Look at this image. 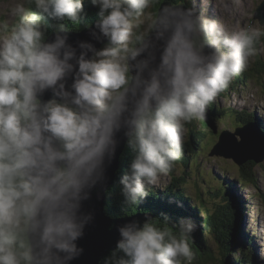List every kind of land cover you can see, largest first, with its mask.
Returning <instances> with one entry per match:
<instances>
[{"label": "clouds", "instance_id": "clouds-1", "mask_svg": "<svg viewBox=\"0 0 264 264\" xmlns=\"http://www.w3.org/2000/svg\"><path fill=\"white\" fill-rule=\"evenodd\" d=\"M27 3L10 9L18 21L0 40V264H70L93 219L83 202L105 182L117 134L134 152L121 194L138 205L181 158L185 124L205 118L247 69L264 32L230 31L198 14L195 0L191 8L161 6L141 30L154 0H90L99 9V35L91 34L106 43L73 47L59 26L46 42L40 21L78 23L83 0ZM150 34L163 42L155 67V57L144 55ZM176 227H158L151 217L118 226L108 264H191L197 226L185 218Z\"/></svg>", "mask_w": 264, "mask_h": 264}, {"label": "rangeland", "instance_id": "rangeland-1", "mask_svg": "<svg viewBox=\"0 0 264 264\" xmlns=\"http://www.w3.org/2000/svg\"><path fill=\"white\" fill-rule=\"evenodd\" d=\"M161 0H154V3L146 10L144 17L141 18V30H146L149 24L150 17L154 15L153 7ZM193 1V0H192ZM199 3L196 7L200 15L215 19L225 24L230 31H239L241 29H258L264 32V27L260 25L256 9L263 0H195ZM165 0L159 3L162 5ZM17 3H24L25 0H1L0 1V40H3L8 31L14 27L18 18L10 14V9ZM193 4V2H191ZM158 6V8H159ZM159 12V11H158ZM258 44L257 54L251 58L250 64L246 70L239 75L233 77L229 83L227 90L230 96L215 98L216 105L222 114L215 119L214 127L216 133H210V129L206 128V141L195 146L196 151L192 159L189 161V168L176 166V180L182 194L191 199L193 203H201V205L211 206L216 201H222L216 193L223 180L232 185L233 194H235V203L240 206L241 230L244 234L253 238L255 245V261L244 262L241 264H264V161L260 164H255L254 170L256 175V186L244 185L239 181V167L233 163L231 159H225L217 156H209L211 148L217 143L218 135L223 130L233 132L239 125V120H249L258 126L257 129L264 134V73L260 72L262 68L257 62L264 63V35ZM229 109L228 112L224 111ZM244 111V112H243ZM232 116V117H231ZM239 119V120H238ZM261 119V120H260ZM256 129V128H255ZM257 131V130H256ZM258 133V132H257ZM262 135V134H260ZM237 142L240 138L237 137ZM189 137H185L184 141ZM253 163V162H252ZM186 171V172H184ZM172 172V171H171ZM170 172V173H171ZM188 172V173H187ZM181 178H184L181 181ZM181 181V182H180ZM174 179L169 174L161 175L156 185H153L156 190L164 189L173 184ZM150 187V186H149ZM178 192V191H177ZM232 196V192H230ZM203 200V201H202ZM149 202V200H148ZM153 209L159 207L160 201L156 204L149 203ZM167 209V207H166ZM170 211V210H169ZM168 211H166L167 213ZM169 213V212H168ZM174 215L173 213H170ZM134 215H137L136 213ZM178 215V214H177ZM173 217H169L172 219ZM192 220V218H190ZM156 225L159 222L153 221ZM179 221H176V225ZM196 224V223H195ZM197 226V224H196ZM200 230L202 234L200 233ZM199 237L198 245H201L205 250L206 245L210 244L213 251L214 263L206 264H221L224 259L219 254L218 248L208 243L207 240L209 231L196 227L194 231ZM193 235V234H192ZM206 243V244H205ZM241 252H236L235 255L229 256V259L234 262L243 258ZM191 264H205L201 262H191Z\"/></svg>", "mask_w": 264, "mask_h": 264}, {"label": "trees", "instance_id": "trees-1", "mask_svg": "<svg viewBox=\"0 0 264 264\" xmlns=\"http://www.w3.org/2000/svg\"><path fill=\"white\" fill-rule=\"evenodd\" d=\"M161 1H159L153 7L154 15L158 13V6ZM167 1L175 5L186 4L189 8L193 6L191 3L193 2L192 0ZM25 2L27 7H30V5L27 3V0H25ZM198 5L199 3L195 1V7H198ZM98 11V7L93 6L90 3V0H83V15L82 19L78 23H73L68 20L56 21L49 19L46 15H44L40 23L45 33V39L48 37V35L54 33V30H57L58 26L63 27L67 31L75 32L89 27L94 21L98 20ZM262 42L263 39L261 40L260 38L256 45L261 44ZM257 47L258 46H256V48ZM257 64L260 65L261 68L264 66V63L261 62H257ZM260 72L264 73V69H260ZM226 90L227 88L220 92L217 96L227 98L230 96V92ZM224 111L228 112L229 109L224 108ZM221 115L222 114L219 111L218 105H216V102L213 101L208 106L204 119H195L185 124V134H187L185 137L188 136L189 139L184 141L183 154L181 158L174 163L172 172L167 173L174 179L173 184H171V186L165 187L164 189L157 190L150 186L149 195L138 205L125 204L124 197L121 194V185L119 183L120 177L125 172H127L134 156L133 150L128 146V144H126L122 154H120L118 159L119 168L117 170L115 182L111 186V189L107 192V215L111 216L112 218H118L122 216L133 215L139 212L145 213L147 215L150 214L153 217V221L159 222V224L156 226L161 228L167 227L173 232H177L175 223L176 221H180L181 219L185 218H193L192 221L197 224V228L209 231L206 241H209L208 243L214 244L218 248L217 252H219L221 257L223 258L224 256V259L221 260V264H241L244 262H254L256 250L255 245L252 244L254 240L253 238H250L244 234L241 230L240 206L238 203H235L236 199H234V192L232 190V185H234V183L228 184L225 180H223V184L219 186L218 192L216 193V196H218L222 201L214 200L211 206L201 205L200 202L199 204L191 202L189 197H186L182 194L179 185L175 184L177 182L175 179L176 166H181L185 169L189 168V161L193 158L196 151L195 146L206 141V135L208 131L206 128L210 129V133H214V121ZM249 122H252V119L239 120V125L236 128L242 127ZM255 167L256 165L252 162H247L243 166L239 167V181L244 185L256 186L257 178L254 171L256 170ZM183 179L184 178H181V181H183ZM230 192H232L231 197L229 196ZM150 200L152 201V204H156V202L161 201V205H159L158 208L153 209V207L149 204L151 203ZM166 211L169 213H166ZM170 213H173L174 215ZM169 217L173 218L169 219ZM192 234L189 240L190 246L195 254V259L192 262H201L205 264L208 262L214 263L215 259L210 244H207L204 250L201 245H198V243H200L199 237H197L198 234H195L194 232ZM199 234H202L201 230ZM236 252H241L244 257L232 262L229 259V256L235 255ZM112 253L113 252H111L110 255L101 262V264H108ZM116 255L121 254L116 253Z\"/></svg>", "mask_w": 264, "mask_h": 264}, {"label": "water", "instance_id": "water-1", "mask_svg": "<svg viewBox=\"0 0 264 264\" xmlns=\"http://www.w3.org/2000/svg\"><path fill=\"white\" fill-rule=\"evenodd\" d=\"M169 3L171 2L165 0V2L159 6L158 11L161 6ZM173 5L176 7L189 8L186 4ZM256 14L258 15L257 18L259 19L260 25L264 27V0L256 9ZM95 23L96 21L89 27L78 32L68 31V43L76 47L78 41H87L92 43L96 49L102 48L106 40H104L103 37L97 40L91 34L93 31H96L97 35H99L98 30L94 27ZM149 38L152 40L153 46L144 55L146 57L150 53L155 57L151 64L152 67H155L156 64L159 63L163 42L154 40L151 34ZM53 39L54 33H51L46 38V42H50ZM208 51L210 50L206 48L205 52L207 53ZM77 52H79V49H77ZM71 82V78H69L67 85H70ZM51 95L50 90L45 91L41 97L42 101H47L51 98ZM214 133H216V130ZM237 137L240 138L239 142L236 141L238 140ZM117 139L119 143L116 148L115 157L110 164L106 165L105 182L103 185H97L96 188L92 190L90 199L83 202L82 211L86 213L90 212L93 219L85 227L83 237L77 241L78 246L84 249L83 253L78 258L72 260L70 264H101V262L115 249L116 241L119 239L117 231L118 226L131 220H138L142 223L145 217H151L153 220L150 214L147 215L141 212L136 213L137 215L133 214L118 218H112L107 215V192L111 189L116 179L117 172L115 171L117 157L122 154L127 144L123 131L117 134ZM243 146L247 148V152L241 150ZM209 156L231 159L238 167L243 166L249 161L260 164L264 161V134L257 129L255 123H248L241 128H236L234 132L227 130L222 131L219 135L218 142L211 149Z\"/></svg>", "mask_w": 264, "mask_h": 264}, {"label": "bare ground", "instance_id": "bare-ground-1", "mask_svg": "<svg viewBox=\"0 0 264 264\" xmlns=\"http://www.w3.org/2000/svg\"><path fill=\"white\" fill-rule=\"evenodd\" d=\"M244 112V111H243ZM261 120V119H260ZM241 150L242 151H244V152H247L248 150H247V148L245 147V146H243L242 148H241ZM119 156L120 155H118V157H117V161H116V171L115 172H117V170H118V168H119V162H118V159H119ZM230 195H231V193H230ZM234 196H235V194H234ZM151 201V200H150ZM179 202V201H178ZM160 203H161V201H160ZM206 206V205H205ZM207 208V207H206ZM177 211V210H176ZM208 214V213H207ZM209 215V214H208ZM210 216V215H209ZM239 217V216H238ZM193 219V218H192Z\"/></svg>", "mask_w": 264, "mask_h": 264}]
</instances>
